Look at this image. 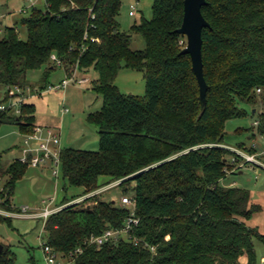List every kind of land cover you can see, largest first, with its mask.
Wrapping results in <instances>:
<instances>
[{"label": "trees", "instance_id": "obj_1", "mask_svg": "<svg viewBox=\"0 0 264 264\" xmlns=\"http://www.w3.org/2000/svg\"><path fill=\"white\" fill-rule=\"evenodd\" d=\"M48 2L47 13L38 8L23 19L26 41L18 29L6 28L0 40V86L29 87L26 74L48 66L40 88L46 89L56 68L53 54L69 76L76 67L98 74L93 90L103 106L86 119L98 129L99 150L63 148L62 175L86 195L122 180L125 193L133 191L140 223L131 236L141 245L130 239L101 248L86 245L92 236L122 229L131 215L130 209L100 200V195L51 216L46 243L67 258L81 250L72 264H241L242 259L255 264V240L264 245V234L247 222L261 207L251 203L248 190L222 185L240 161L223 147L227 123L246 116L240 103L262 105L259 132L264 134V0H206L202 14L210 27L202 34L208 86L204 113L191 57L182 54L186 38L177 33L184 0H154L153 18L135 24L129 33L118 22L121 0ZM133 34L142 36L145 50L131 49ZM124 69L144 74L145 96L119 90L115 83ZM5 124L30 133L36 126L35 106L24 104L20 115L1 113L0 129ZM237 149L254 154L243 145ZM28 169L18 160L6 170L0 167L1 210L18 211L12 198ZM102 177L109 182L101 184ZM15 263V253L3 246L0 264Z\"/></svg>", "mask_w": 264, "mask_h": 264}, {"label": "rangeland", "instance_id": "obj_2", "mask_svg": "<svg viewBox=\"0 0 264 264\" xmlns=\"http://www.w3.org/2000/svg\"><path fill=\"white\" fill-rule=\"evenodd\" d=\"M136 2L137 0H121L122 6L118 22L122 32L129 33L135 24H140L142 20L150 21L153 18L154 0H139L137 15L130 17V5ZM29 5L28 0H0V40L6 37V28L10 27L18 29L21 40H27V28L22 21L30 15ZM38 8L45 10V4L42 2ZM22 10L25 12L20 13ZM145 48L146 44L142 36L133 34L131 49L133 51H143ZM48 68L46 66L40 70L28 72L26 80L29 87L32 89L42 88L45 84L43 76ZM79 73L77 80L85 77L88 79L87 83L73 82L66 90L43 93L32 99L31 102L36 106L37 126L58 128L61 133V141L67 148L95 152L99 150L98 129L90 125L86 118L91 113L99 112L103 106L102 97L93 90L94 82L98 80V74L93 69L88 70L84 76ZM65 78L64 68L56 67L50 72L46 86H57ZM115 84L125 95L143 97L146 94V81L142 72L124 69L120 72ZM14 102L16 100L8 99L7 88L0 86V104L8 105ZM239 106L240 109L246 112V116L227 123L224 143L228 146L227 148L231 147L229 149L239 150L237 148L243 145L248 150H254V154L260 155L264 152V134H261L259 127L254 124L259 121V116L263 111L262 105L255 108L252 105L240 103ZM63 109H68L70 112L63 114ZM22 145L23 134L17 126L5 124L1 127L0 167L3 170H6L16 159L22 157L19 151V147ZM239 151L250 154L246 150ZM260 159L264 163V158L261 157ZM236 164L239 169H236V172L232 174L229 173L222 185L242 188L250 192L251 203L260 206L261 211L255 213L252 219L247 222V225L250 228L257 229L260 234H264V166L246 165L241 158ZM241 165L243 166L241 167ZM106 179L108 178L102 177L100 181L105 180L103 184H106L109 182V179ZM58 180L67 186L66 192L59 193L60 200L66 196L68 200L74 201L86 195L85 191L79 192L83 188L71 187L62 173ZM50 181L55 183L56 178L52 175ZM134 186L135 184L132 183L131 189ZM123 197L132 198L133 191L130 190L125 193L124 187L113 185L102 193L99 199L115 202L117 206H120ZM16 203L14 194L12 204L16 205ZM46 242L47 236L43 231L41 220L0 219V247L8 246L11 248L16 255L15 264H45L42 244ZM255 253V264H264V245L257 240H255ZM67 262L70 263L71 260H67ZM241 264H247L246 259H242Z\"/></svg>", "mask_w": 264, "mask_h": 264}, {"label": "built area", "instance_id": "obj_3", "mask_svg": "<svg viewBox=\"0 0 264 264\" xmlns=\"http://www.w3.org/2000/svg\"><path fill=\"white\" fill-rule=\"evenodd\" d=\"M29 2V9L34 10L38 9V6L43 2L45 4V13L48 12L50 8V3L48 0H28ZM138 5L139 0L136 3L130 5L129 16L135 17L138 13ZM25 11L22 10L20 13H24ZM95 19L94 16H92ZM1 33V32H0ZM51 62L55 67L64 68L66 73V78L62 80L57 86H49L44 90L31 87H6L7 88V97L10 100H16L14 103L0 104V114L4 112L13 113L15 115L21 114V108L27 101L31 98L37 97L38 95H42L43 93L55 91V90H66L67 87L73 83L78 81L80 84H84L88 82V79H80L77 80V75L80 72L78 67L73 70V73L69 76L66 72L64 62L57 57L56 54L51 56ZM261 91L258 90V93ZM70 111L68 109H63V114H68ZM255 126L259 127L260 122L257 121L254 124ZM234 152L239 158L244 160V164H252L256 167H263L264 163L261 161V157L264 158V152L260 155L257 154H247L239 150L229 149ZM63 151L62 141H61V134L59 130L52 129L48 127H41L35 126L33 130L28 134H23V145H22V157L18 160L22 164H26L33 168H43L50 170L52 175L59 179L60 174L62 173V161H61V154ZM236 161V160H234ZM243 165H241L242 167ZM122 180L110 183L105 185L102 190H98L94 193L87 194L84 197L74 200L68 204L63 205H55L54 200H50L44 208L39 212H31L30 207L22 206L20 209H17V212H7L0 209V215L9 217V218H29L35 220H41L43 224V231L45 232V226L47 221L51 216L54 214L62 211L64 208L82 203L96 195H101L113 185H120ZM3 179L0 177V193L3 192ZM121 205L125 208L131 210V215L125 223V226L122 229L117 230H107L101 236H92L90 237L86 245L91 247L101 248L103 245L108 243H118L123 239H130L133 241L136 247L141 245V241L138 239H132V232L133 230L138 227L140 220L135 215V201L129 197H123L121 201ZM145 248H149L152 252H155L153 247H150L147 243L144 244ZM43 256L45 264H71L74 261V257L77 254L82 253L81 250H78L75 254H71L70 257H64L56 252L51 246L47 243L42 244ZM67 260H71L70 263Z\"/></svg>", "mask_w": 264, "mask_h": 264}, {"label": "crops", "instance_id": "obj_4", "mask_svg": "<svg viewBox=\"0 0 264 264\" xmlns=\"http://www.w3.org/2000/svg\"><path fill=\"white\" fill-rule=\"evenodd\" d=\"M79 74L84 76L83 72H80ZM65 76H66V73H65ZM81 79H87V78L83 77ZM34 98L29 99L26 104L35 106V104H33V102H31L32 99H34ZM35 108H36V106H35ZM55 127H58V126H55ZM55 129L59 130L58 128H55ZM62 147L67 148V146H65V144L63 142H62ZM226 147H228V146H226ZM229 148H231V147H229ZM19 151L22 154V146L19 147ZM17 160H19V159H16L15 161H17ZM51 174L52 173L50 171H48L47 169L30 167L28 169L24 179L21 180L20 182H18L16 185L15 201H17V203H16V205L12 204L13 208L14 209H20L22 206H28V207H30L31 212H39L44 208V206L50 200H54L55 205H63L64 202L66 200H68V198L66 196H64L60 200L59 199V193L62 191L66 192L67 186L65 184H64L65 185L64 186L63 183H61V181L58 180L57 178H56L55 183L50 181V177L52 176ZM108 179H106V180H108ZM104 181L105 180L100 181V183L103 184ZM103 187L100 190H102ZM84 191H85V189L79 190V192H84ZM84 196H82V197H84ZM82 197H79L78 199H80ZM78 199H76V200H78ZM22 219H29V218H22ZM29 220H35V219H29Z\"/></svg>", "mask_w": 264, "mask_h": 264}, {"label": "water", "instance_id": "obj_5", "mask_svg": "<svg viewBox=\"0 0 264 264\" xmlns=\"http://www.w3.org/2000/svg\"><path fill=\"white\" fill-rule=\"evenodd\" d=\"M206 5V0H184V17L181 28L177 31L179 35L186 38V47L182 51L183 55L191 57L193 72L197 78L200 89V101L202 104V113L207 107L208 86L204 78L203 64V30L208 29L210 25L202 14V8ZM3 247H0V251Z\"/></svg>", "mask_w": 264, "mask_h": 264}]
</instances>
